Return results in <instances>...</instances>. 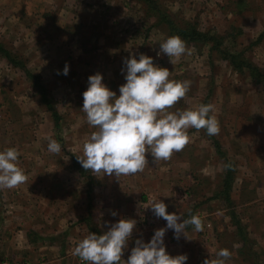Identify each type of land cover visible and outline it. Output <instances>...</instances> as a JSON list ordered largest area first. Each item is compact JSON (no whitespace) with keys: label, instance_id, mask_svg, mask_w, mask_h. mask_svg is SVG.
Segmentation results:
<instances>
[{"label":"rangeland","instance_id":"rangeland-1","mask_svg":"<svg viewBox=\"0 0 264 264\" xmlns=\"http://www.w3.org/2000/svg\"><path fill=\"white\" fill-rule=\"evenodd\" d=\"M30 4L31 18L28 22H36V27L42 28L44 31L47 27L45 22H56L57 26L61 25V28L58 26L59 32L67 35V38L70 32L76 33L77 31L75 25H66L67 22H117L118 26H114L112 29L116 36L122 40L132 37L130 45L125 41L127 48L131 51H138L137 49L141 45L140 48H143L145 52H151L152 49L157 52L160 51L159 43L163 42L160 37L152 36L153 40L148 42L151 45L149 48L147 43L143 44L142 40L138 39L143 38L145 25L148 22L155 24L156 20L153 17H147L145 8L134 0H31ZM163 6L178 20L194 22L201 31L224 37L223 45L226 49L230 52H242L244 57L264 74V0H163ZM140 30L141 34L138 35ZM21 31L22 25H19L14 32L19 35ZM156 31L159 34H168L167 29L161 27H157ZM78 35L82 37L81 42L85 45L83 33L78 31ZM146 36L149 37L148 34ZM53 38H56L52 44L54 46L63 45L64 40L67 39L57 36ZM6 41L8 44L2 42L5 47L9 43L17 45H14V48L11 46V52L23 62L24 67H13L5 59L2 61L0 58V151L10 147L18 149L20 153L18 165L24 170L27 178H44L46 174H48V178H54L57 171L53 167L56 162L54 156L58 158V154L51 153L52 156L49 155V160H52V165L47 163L43 166L40 164V158L43 155L41 149H44L45 140L50 136V131L54 133L55 138L57 137L56 140L60 143L61 148L69 144L66 139L69 134L65 130L66 123L61 114H71V108L73 111L77 108L71 107L72 99L66 92L63 95H56L54 75L58 73L59 66L46 70L45 63H39L40 43H33L32 45L35 46L33 51L36 48L35 51L25 54L23 44L18 42L19 39L17 41L15 38L11 41L6 38ZM186 47V54L178 59L169 58L163 53L156 59L166 68L169 67L175 71L176 78L173 80L191 82L188 91L190 97H185V106L182 107L183 104L179 101L171 111L182 110V108L184 110L195 109L205 102L214 105L210 115L218 119L220 132L213 137L224 154L223 156L217 154L213 140L205 136V133L201 134L202 129L190 128L192 132H198L194 134L197 140L194 145H201L199 141H202L205 142L204 146L206 147H197L198 149L213 151V154H210L209 151L208 155L203 152V156L207 159L211 158L209 160L216 167L200 164V155L198 151L194 152L190 168L195 171L191 172V176L193 173L196 175L192 178L194 181H198L195 184L196 188L193 193L188 191L190 187L180 190L176 196L186 195L187 198L184 200L176 197L177 202L173 204L175 213L181 217L180 222L183 218H189L190 215H198L203 222L204 229L202 232H196L193 229L195 231L193 234L197 237L192 240V244H189V240L186 243L181 236L179 239H175L173 231L169 230V233L166 232L164 237L166 250L172 256L186 254L188 256L186 264H203L205 259L211 261L216 258V253L221 248H227L231 252V257L226 261V264H264V88L261 84H255L247 71L237 72L226 61L220 59L216 53L210 55L207 47L195 48L190 45H186ZM43 50L42 48V52ZM43 54L45 53L43 52ZM59 59L64 63L69 61H66L69 59L66 54L59 55ZM51 65L49 67L54 66ZM69 69L71 70V67ZM71 72L74 75L68 76L69 80L67 81L76 84V71L71 70ZM103 72L106 76V68L103 69ZM27 73L34 77L37 76L41 86L47 90V95L52 99L61 119L59 126L54 125L51 113L40 103L38 89L33 86V79ZM81 80L83 81V79ZM62 89L64 90V87ZM78 110H80L79 113L83 112L82 109ZM68 151L71 150L68 149ZM68 151L62 149L61 154L64 160L70 162V152ZM242 162L248 166L251 162L255 167V169L254 167L250 168L249 176L242 175L240 170ZM63 165H66L65 161ZM226 165L234 172L229 202L221 198L210 200L211 197H207L204 193L206 190L210 193L213 189L215 191L221 189L227 169ZM203 169L209 173L212 171L216 177L211 178L213 179L211 182L208 181L204 171L202 173ZM88 171L91 174L92 171ZM98 176L92 177L100 178ZM103 181L106 182V178L93 182V196L96 202L99 200V204L105 206L106 202L99 191ZM18 186L13 188V192L21 195ZM2 193V189H0V195ZM90 193L92 192L90 191ZM1 204L4 203L0 201V206ZM97 206L102 205L94 203L91 214L93 223L98 226L97 220L105 221V218L100 217L101 208L98 210ZM215 211L216 213H213ZM202 212H209L208 217L203 216L202 218ZM142 218L143 216L136 224L135 232L137 236L140 233L145 234V242L150 240L156 229L164 226L162 223L166 224V221L161 218L160 221L148 228ZM233 219L244 226L248 238L247 245L236 236ZM15 230V224H13L9 230L1 231L0 236L10 239ZM74 231L77 229L66 231L65 234L69 241ZM80 235L84 236L81 231L79 237ZM131 238L133 239V237ZM62 239L59 236L53 245L58 247ZM134 242L124 251L123 260H127L126 257L130 255L132 247L135 246ZM73 245L76 244L64 245L63 253L60 255L63 256L65 251L68 254L72 248L74 249ZM243 247L244 250L252 247V254L256 258L250 259L249 253L247 254L245 251L240 253ZM1 249L3 252L13 251L10 245L3 246ZM37 251L33 249L26 256L17 254L21 259L1 257V261L11 260L18 264H84L78 257L66 259L59 256V253L60 261H58V257H55L53 260L49 258L46 262V259L41 260L38 255L34 256ZM58 251H60V247ZM232 253L239 254L236 257ZM34 257L37 258L36 261ZM23 261H27V263H22Z\"/></svg>","mask_w":264,"mask_h":264},{"label":"crops","instance_id":"crops-1","mask_svg":"<svg viewBox=\"0 0 264 264\" xmlns=\"http://www.w3.org/2000/svg\"><path fill=\"white\" fill-rule=\"evenodd\" d=\"M30 3L31 0H0V43L2 44V42H4L8 44L6 38L11 41L17 38V41L19 39L18 42L23 44L25 54L35 51L36 48H34L33 51V47H35L32 45L33 43H40L39 63H45L44 68L46 70L50 68L55 69L59 66L57 71H61L65 64H68L71 70L76 71V84L72 81V83L67 81L69 80L68 76L74 75L70 69L67 76L55 74L54 83L56 84L54 85V91L57 92V96L63 95L66 92L72 99L71 107L77 108L75 111L71 108V114H61L66 123L65 130L67 134H69L66 138L69 144L61 148V151L62 149L66 151L70 149L71 151H68L70 154H78V157H83L84 142L93 131L97 130L88 124L86 114L84 112L79 113L80 110H78L82 108V93L88 86V77L96 73L102 74V82L109 89L116 91L117 95H119V86L125 83L122 73V68L124 67L123 61L125 59L130 56L138 59L139 54L142 53L153 57L155 65L163 68H166V66H163L161 62L156 60L157 57H159L157 56L159 51L156 52V50L152 49L151 52H145L143 48H140L141 45L138 47V51H131L128 49L125 41L129 44L132 37H128L125 40L118 38L112 29L114 26H118L119 23L117 22H67L66 25L71 24V26L75 25L77 27L76 33H73L74 31L70 32L68 38L66 37L67 35H63L59 32L61 25L58 24L59 28L56 22H45L47 23L45 31L42 28H37L36 22H28L29 18H31ZM19 25H22V31L17 35L18 33L14 31ZM145 26L146 29L143 31V38L138 39L142 40L143 44L147 43L149 48L151 45L148 42L153 40L152 36H154V38L160 37L161 42L168 38L167 34H159L158 31H156L158 26H155L153 22H148ZM78 31H81L85 36V45L81 42L82 37L78 35ZM139 33L141 34V30L138 31V35ZM147 34L149 35L148 38L146 36ZM55 36L67 39L64 40L65 43L63 45L54 46L52 44L56 39L53 38ZM135 38L136 36L134 39ZM12 44L13 43H9L7 47L3 46L11 51L14 45L17 46L16 44ZM42 48L45 54H43ZM64 54H66V57H69V59L66 60H69L67 63L60 62L59 55L64 56ZM3 59L4 58L1 60L3 61ZM50 64L54 66L49 67ZM104 68H106V76L103 72ZM167 69L170 72L169 78L175 79V71L169 67ZM81 79H83V81ZM63 87L64 90L62 89ZM185 97H190V94L187 92ZM185 97L180 100L183 104L182 107L185 106ZM182 110L184 109L182 108ZM169 111H171V109H169ZM187 131L189 142L181 151L174 152L170 159L154 161L150 153H146L148 164L145 166L143 172L119 177L91 172V176L99 175L98 177H100L93 178L94 182L106 178V182L103 181L102 186L99 187L101 197L106 202L105 206L99 204V200L96 202L93 196V184L88 185L86 179L81 177L76 170L72 169L70 162L64 160L61 152L58 154V158L54 156V161L56 162L53 167L57 169L54 178H48V174H46L44 178H27L25 183L18 186L20 187L21 195L17 192L14 194L13 188L2 189L3 193L0 195V201L5 205L1 204L0 206V234L1 231L9 230V227L13 224H15L16 230L12 233L10 239H5L0 236V261L6 256L9 259H21L20 256H26V254L33 251V249L38 250L34 256L38 255L39 259H46V262H48L49 258L53 260V258L58 257V253L59 256H62L60 254L63 253L64 245L71 246L72 243L76 244L83 239L84 236L86 237L88 235L89 231L86 226V221H84L83 218L87 216L89 212L91 213L93 211L94 203L96 205H102L97 206L98 210L101 208L100 217H104L106 221L97 220L99 222L98 227L102 232L107 231L108 227L119 219H134L136 220V224H138L140 222V217L143 216L144 213L151 212L149 208L146 207L154 199H160L167 205L166 211L175 213L173 203L177 202L175 200L176 197L184 200L187 198L186 195L176 196L177 193L185 189V187H190L191 189L189 188L188 191L193 193L194 188H196L195 184L198 183V181L192 179L196 176L195 173H193V177L191 176V172H195L190 168V162L192 161L194 152L198 151L201 159L200 164L216 167V165H212V161L209 160L211 158L208 157L207 159L203 156V152L205 155H208L207 153H209V151L210 154H213V151L197 148H205V142L199 141L201 145H194L195 141H197L194 134L198 132H192L190 129ZM200 133L204 134L205 132L202 130ZM49 138L56 140L57 137L55 138L54 133L51 131L50 136L46 137L45 147L41 149L43 155H41L40 158V164L43 166L47 165V163L52 165V160H49V155L52 156L51 152L48 151ZM64 161L66 164L65 166L63 165ZM259 165L261 167V164ZM252 167L254 166L251 162L249 166L248 164L244 165L242 162L240 167L242 175L245 174L249 176L250 168L252 169ZM59 168L60 170H58ZM203 171L205 177H207L206 179L208 181L210 180V182L216 177L212 174V171H210L211 174L208 171L205 172L204 169L202 173ZM206 179L204 180L206 181ZM84 180L85 182H82ZM174 190L177 191L173 192ZM217 190L215 191L213 189L210 193L206 190L204 195L211 197L210 200H219L213 199V196L220 189ZM90 191L92 193H90ZM199 195L201 196V193ZM113 212L116 213L115 216L112 215ZM208 213L202 212L201 217H208ZM213 213H216V211ZM162 224L164 225L162 228L165 227L166 224ZM188 227L185 229L184 235H181V238L182 240L185 239L186 243H188L187 240H189V244H192V240H195L197 236L193 234V232H195L193 226ZM70 229H77V231H74L69 241L65 233ZM80 231L84 235L83 237L81 235L79 237ZM167 232L169 233V230ZM29 233L37 234V239L35 240V236L30 238ZM140 235L137 236L134 229L132 237L134 238L137 236L134 239L142 238L145 241L146 235L143 233H140ZM59 236L63 239L61 240V244L57 247V245H53V242H55V239H58ZM32 239H34V241ZM132 240L133 239L130 238L128 248L131 246ZM7 245L11 246L12 252H3L1 248ZM59 247L60 251H58ZM72 253L73 248L68 254L65 251L62 258L69 259L76 257ZM232 254L237 257L239 253ZM34 260L36 261L37 258L34 257ZM60 260L61 258L58 259V261ZM22 263H27V261H23Z\"/></svg>","mask_w":264,"mask_h":264},{"label":"clouds","instance_id":"clouds-1","mask_svg":"<svg viewBox=\"0 0 264 264\" xmlns=\"http://www.w3.org/2000/svg\"><path fill=\"white\" fill-rule=\"evenodd\" d=\"M159 46L157 56L163 53L178 59L187 51L186 42L178 35L166 38ZM123 66L125 83L119 86V95L102 82V74L88 77L81 109L88 124L97 130L84 142L83 157H76L83 169L116 177L134 175L143 172L148 164L146 153L154 161H160L181 151L189 142L190 128L204 129L208 136L219 134V121L210 115L214 109L211 103L169 111L186 96L190 81L170 79L167 68L155 65L153 57L142 53L138 59L133 56L125 59ZM68 72L69 65L65 64L57 74L67 76ZM48 151L59 154L60 143L49 138ZM19 155L15 147L0 151V189L15 188L27 181L18 165ZM146 208L165 220L166 225L156 229L147 242L137 238L126 261L122 256L136 227L134 219H119L103 234L89 232L76 243L72 254L84 264H186V254L172 256L167 252L164 237L172 230L174 238L179 239L188 226L202 232L201 218L190 215L178 222L181 217L166 211L167 205L160 199H154ZM230 257V250L221 248L215 259H205L203 264H226Z\"/></svg>","mask_w":264,"mask_h":264},{"label":"trees","instance_id":"trees-1","mask_svg":"<svg viewBox=\"0 0 264 264\" xmlns=\"http://www.w3.org/2000/svg\"><path fill=\"white\" fill-rule=\"evenodd\" d=\"M137 4L142 5L145 8V14L147 17H153L156 22L155 26L167 29V35L180 36L185 42L186 45L193 46L195 48L207 47L210 55L216 53L220 59L226 61L233 70L237 72L247 71L249 73L250 79L255 84H261L264 88V74L255 66H253L245 57L242 52H230L223 45L224 37L218 36L211 32L201 31L198 25L194 22H189L185 20H178L174 15L170 14L167 8L163 6V0H134ZM0 57L4 58L7 63L13 67H24L23 62L16 58L15 55L5 48L3 44L0 43ZM29 75V73H27ZM33 79V86L38 89L40 103L44 105L48 112L51 113L52 118L54 120V125L59 126L60 117L53 105L52 99L47 95V90L41 86L39 83V78L36 76H31ZM206 104V102H205ZM205 136L209 139L213 140L214 145L217 148V154L223 156V152L219 148L218 142L214 139L213 136H208L206 131ZM220 149V150H219ZM78 156L74 154H70V165L73 170H76L78 174L86 179V183L88 185L93 184V178L91 174H89L88 170L82 168L79 164L77 158ZM234 177V172L228 166L225 172L224 179L222 180L221 189L213 196V199H223L226 202H229V192L231 189V183ZM91 208V207H90ZM84 221H86V226L89 232H94L96 234H103V232L99 229L95 223L92 222V214L89 212L87 216H85ZM234 226L236 228V236L240 238L243 243L248 244V238L245 234L244 226L241 225L239 221L233 219ZM30 238L35 236V240L37 239V234L29 233ZM34 241V239H32ZM136 239L133 238L132 243ZM252 247L244 250V247L241 252H247L250 255V259L256 258L255 255L252 254Z\"/></svg>","mask_w":264,"mask_h":264},{"label":"built area","instance_id":"built-area-1","mask_svg":"<svg viewBox=\"0 0 264 264\" xmlns=\"http://www.w3.org/2000/svg\"><path fill=\"white\" fill-rule=\"evenodd\" d=\"M143 221L145 222V225L149 228L152 227L156 222L160 221L161 218H157L154 216L152 212L144 213L143 214ZM0 264H18L17 262H12V261H0Z\"/></svg>","mask_w":264,"mask_h":264}]
</instances>
